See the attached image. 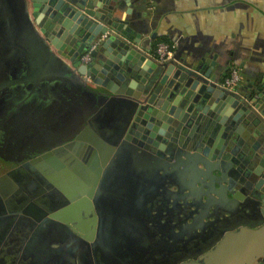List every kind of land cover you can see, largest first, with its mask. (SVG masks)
I'll return each mask as SVG.
<instances>
[{
	"label": "water",
	"instance_id": "water-1",
	"mask_svg": "<svg viewBox=\"0 0 264 264\" xmlns=\"http://www.w3.org/2000/svg\"><path fill=\"white\" fill-rule=\"evenodd\" d=\"M116 9L111 0H0V74L21 57L27 65L22 78L0 84L40 81V92L55 86L59 100L69 101L89 87L80 76L107 90H91L98 94L96 111L72 141L79 163L84 141L93 143V163L90 169L83 166L85 173L134 167L140 173H201L198 181L207 198L222 195L238 205L239 192L231 181L240 159H227L231 151L240 153L244 173L251 176L255 222L224 232L200 260L180 264H264V81L232 93L217 86L214 77L205 81L208 71L200 66L148 59L129 44L131 28L113 17ZM87 52L89 60L83 61ZM63 60L72 63L76 74ZM230 107L235 116L226 114ZM158 141V149L148 150L149 143ZM151 150L166 167L150 162ZM116 154L124 160L115 163Z\"/></svg>",
	"mask_w": 264,
	"mask_h": 264
},
{
	"label": "flooded vegetation",
	"instance_id": "flooded-vegetation-1",
	"mask_svg": "<svg viewBox=\"0 0 264 264\" xmlns=\"http://www.w3.org/2000/svg\"><path fill=\"white\" fill-rule=\"evenodd\" d=\"M26 70L21 57L0 74V83L20 79ZM1 84L0 264H180L200 260L224 232L255 222L251 176L240 153L231 151L227 159H240L231 181L238 205L209 192L207 198L201 173H140L136 167L85 173L93 143L84 139L81 163L75 161L72 141L84 126L76 128L72 101L59 100L55 86L45 99L37 92L40 81ZM236 113L230 107L226 114ZM159 143H149L148 150ZM152 152L150 162L166 167ZM115 158L119 163L124 155Z\"/></svg>",
	"mask_w": 264,
	"mask_h": 264
},
{
	"label": "crops",
	"instance_id": "crops-1",
	"mask_svg": "<svg viewBox=\"0 0 264 264\" xmlns=\"http://www.w3.org/2000/svg\"><path fill=\"white\" fill-rule=\"evenodd\" d=\"M111 3L117 4L113 17L131 28L133 39L128 40L129 44L148 59L157 60L156 43L165 40L174 45L168 62L182 68L200 66L202 71H208L209 77L203 75V79L211 81L214 77L219 87L233 65L238 67L241 78L235 92L243 93L264 81V0H111ZM63 61L76 74L72 63ZM79 79L89 87L84 94L74 93L72 106L79 119L77 129L83 128L96 111L98 94L91 90H106L86 76ZM37 92L42 93L39 89Z\"/></svg>",
	"mask_w": 264,
	"mask_h": 264
},
{
	"label": "built area",
	"instance_id": "built-area-1",
	"mask_svg": "<svg viewBox=\"0 0 264 264\" xmlns=\"http://www.w3.org/2000/svg\"><path fill=\"white\" fill-rule=\"evenodd\" d=\"M152 2L153 0H148ZM174 45L168 41L161 40L156 43L155 54L158 62H168L172 58ZM83 61L89 60V53L82 56ZM240 71L237 66H231L228 69L227 75L224 76L221 87L226 91H234L240 82Z\"/></svg>",
	"mask_w": 264,
	"mask_h": 264
},
{
	"label": "rangeland",
	"instance_id": "rangeland-1",
	"mask_svg": "<svg viewBox=\"0 0 264 264\" xmlns=\"http://www.w3.org/2000/svg\"><path fill=\"white\" fill-rule=\"evenodd\" d=\"M2 96H5V94H3V93L0 94V106L1 107L4 105V102L6 101V98L2 97Z\"/></svg>",
	"mask_w": 264,
	"mask_h": 264
}]
</instances>
